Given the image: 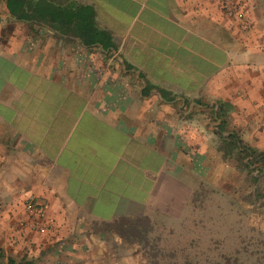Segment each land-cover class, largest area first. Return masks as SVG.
<instances>
[{"label": "crops", "instance_id": "crops-1", "mask_svg": "<svg viewBox=\"0 0 264 264\" xmlns=\"http://www.w3.org/2000/svg\"><path fill=\"white\" fill-rule=\"evenodd\" d=\"M230 1L239 17L220 0H0V264H136L105 226L188 203L217 104L222 137L264 152V0ZM53 9L100 42L57 31ZM28 196L49 233L26 227Z\"/></svg>", "mask_w": 264, "mask_h": 264}, {"label": "rangeland", "instance_id": "rangeland-1", "mask_svg": "<svg viewBox=\"0 0 264 264\" xmlns=\"http://www.w3.org/2000/svg\"><path fill=\"white\" fill-rule=\"evenodd\" d=\"M206 113V121L214 129L216 123L210 109ZM228 124L223 128L224 133L233 132L231 123ZM203 134L210 135V143L205 154L194 155L198 170L196 187L188 203L173 215L150 214L146 227L148 244L164 254L156 259L167 263H179L183 259L199 264L235 259L238 264H264V165L253 164L251 171L243 169L240 163L247 158H223L214 131ZM240 140L254 148V144L246 143L241 136ZM118 223L105 227L120 234L123 229ZM88 226L93 228L92 224ZM102 232L110 235L108 230ZM121 238L133 243L136 264L150 261L147 256L151 254L150 247L142 248L141 241L136 238L133 241L129 234ZM170 253L174 255L171 258L167 257Z\"/></svg>", "mask_w": 264, "mask_h": 264}, {"label": "trees", "instance_id": "trees-1", "mask_svg": "<svg viewBox=\"0 0 264 264\" xmlns=\"http://www.w3.org/2000/svg\"><path fill=\"white\" fill-rule=\"evenodd\" d=\"M78 11L77 10H69V9H53L51 11L47 12V17L53 19L52 26H56L58 28L57 31L65 30L66 28L71 29L74 34L79 36H87L91 35L89 33H92L95 37V40L98 42L99 39L97 36L99 35L98 32H95L92 29V22L91 19H88L86 17L77 16ZM83 43H90L91 41H86L85 38H82ZM103 49L105 47L101 44ZM125 66V64H124ZM148 87H145L144 91H147ZM162 97V95L160 94ZM216 119L219 120V123L216 126V130L214 131V134L217 135L219 143H221V146H218V151H221L222 157H234L237 160L242 159H248L244 163H240V166L247 170H250L251 165H264V154L260 152H256L252 150L251 148H247L243 145L241 140L233 133L229 134L226 137H222L221 133L223 132V127L225 126V120H224V111L222 110V105L217 104L216 109ZM121 224V228L123 230L120 231L121 236L125 234H129L131 236V239L134 241V238L141 241V247L145 249L150 247L151 254L147 255L150 261H147V263L142 264H199L196 262H190L187 259H183L182 262H174V263H167L163 261L162 259H156V257H163L164 254L161 253L160 250H155V246H149L148 240L146 239V235L149 232V229L147 230L146 227L148 226V222L146 219L136 218V219H121L117 221ZM116 222V223H117ZM114 223V224H116ZM118 223V224H119ZM134 235V237L132 236ZM140 241H137L140 243ZM143 245V246H142ZM174 256L172 253L167 254V257L171 258ZM7 264H12L11 261H8ZM202 264H238L235 259L232 261L225 259L222 262H216V263H202Z\"/></svg>", "mask_w": 264, "mask_h": 264}, {"label": "built area", "instance_id": "built-area-1", "mask_svg": "<svg viewBox=\"0 0 264 264\" xmlns=\"http://www.w3.org/2000/svg\"><path fill=\"white\" fill-rule=\"evenodd\" d=\"M224 13L228 18L239 17L240 8L230 0H220ZM25 215V225L31 232L38 235H44L52 230V224L46 217L44 209L38 203L34 196H28L21 206Z\"/></svg>", "mask_w": 264, "mask_h": 264}, {"label": "water", "instance_id": "water-1", "mask_svg": "<svg viewBox=\"0 0 264 264\" xmlns=\"http://www.w3.org/2000/svg\"><path fill=\"white\" fill-rule=\"evenodd\" d=\"M215 113V112H214Z\"/></svg>", "mask_w": 264, "mask_h": 264}]
</instances>
